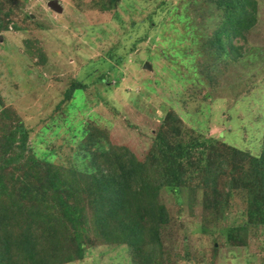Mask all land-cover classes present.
I'll list each match as a JSON object with an SVG mask.
<instances>
[{
	"label": "rangeland",
	"instance_id": "obj_1",
	"mask_svg": "<svg viewBox=\"0 0 264 264\" xmlns=\"http://www.w3.org/2000/svg\"><path fill=\"white\" fill-rule=\"evenodd\" d=\"M54 1L63 6L61 12L50 7ZM101 1L1 0L0 17L9 19L8 28L0 22V94L30 129L32 153L71 169L91 135L111 152L124 147L140 161L159 155V134L174 149L214 139L218 144L207 145L209 156L201 159L200 147L179 161V172L201 184L207 166L227 157L228 169L214 182L224 203L209 208L201 188L196 203L170 189L163 192L169 222L161 227L159 256L152 264H264V226L250 224L257 219L252 214L262 210L243 182L233 179L248 173L239 171V155L232 152L262 156L258 138L264 125L255 122L259 113L264 116V0H255L254 26L234 40L238 60L226 55L216 60L222 55L208 39L222 20L216 0H121L107 11ZM101 76L106 84L96 82ZM74 81L86 86V107L57 111ZM176 115L179 121L167 122ZM33 191L42 189L34 185ZM244 225L250 231L239 241L230 230ZM86 244L83 258L67 264H142L149 250L94 236Z\"/></svg>",
	"mask_w": 264,
	"mask_h": 264
},
{
	"label": "trees",
	"instance_id": "obj_2",
	"mask_svg": "<svg viewBox=\"0 0 264 264\" xmlns=\"http://www.w3.org/2000/svg\"><path fill=\"white\" fill-rule=\"evenodd\" d=\"M120 1L102 0L100 4L107 11ZM214 4L222 19H217L218 25L208 38L212 48L222 55L216 60L225 58L224 55L238 60L240 49L233 43L237 38H245L256 23L257 2L216 0ZM2 11L0 0V14ZM4 18L0 17V22L8 28L5 20L9 14ZM26 42L29 47L30 42ZM37 52L40 63H44L42 50ZM96 82L106 84V79L101 76ZM85 89V85L74 81L63 93L56 110L66 106L71 114L75 109L85 108ZM259 115L255 126L264 125L262 112ZM175 121H179L177 115L167 120ZM87 133L88 130L84 131ZM30 134L24 121L5 106L0 94V264H67L83 258L86 239L91 236L107 244H126L136 249L149 246L142 264H152L159 256L161 227L169 222L167 208L160 200L163 192L170 189L178 198L188 196L189 202L196 203L201 188L207 206L215 210L224 201L221 189L214 182L220 170L228 169L227 157L220 159L215 168L207 166L201 184L187 181L179 172L181 159L200 147L205 150L201 155L204 159L207 145L218 144L214 139L174 149L166 136L159 134L155 144L159 155L140 161L124 147L111 152L104 141L91 135L79 146L83 154L76 153L73 159L78 164L71 162L72 168L64 169L47 159L46 153V158L32 153ZM258 139L260 158L232 149L239 155V171L248 173V177L233 179L237 178L236 183L243 182L251 201L253 198L256 208L262 210L252 214L257 217L250 223L255 227L264 226V133ZM22 172L28 179L16 180L15 176ZM34 185L42 191L35 193ZM33 194L36 202L31 199ZM37 195L42 196L46 207ZM249 231V225L230 230L239 241L246 240Z\"/></svg>",
	"mask_w": 264,
	"mask_h": 264
},
{
	"label": "water",
	"instance_id": "obj_3",
	"mask_svg": "<svg viewBox=\"0 0 264 264\" xmlns=\"http://www.w3.org/2000/svg\"><path fill=\"white\" fill-rule=\"evenodd\" d=\"M50 7L53 8L54 10L58 11L57 13L62 11V7L58 3V1H54V3H51ZM144 69H147V70L151 71L152 70V66L149 63H146L144 65Z\"/></svg>",
	"mask_w": 264,
	"mask_h": 264
},
{
	"label": "clouds",
	"instance_id": "obj_4",
	"mask_svg": "<svg viewBox=\"0 0 264 264\" xmlns=\"http://www.w3.org/2000/svg\"><path fill=\"white\" fill-rule=\"evenodd\" d=\"M59 4H60V6L62 7V9H63V6L61 5V3L60 2H58Z\"/></svg>",
	"mask_w": 264,
	"mask_h": 264
}]
</instances>
